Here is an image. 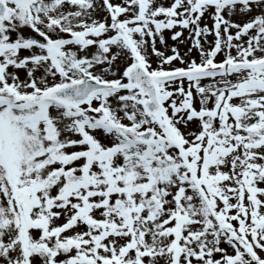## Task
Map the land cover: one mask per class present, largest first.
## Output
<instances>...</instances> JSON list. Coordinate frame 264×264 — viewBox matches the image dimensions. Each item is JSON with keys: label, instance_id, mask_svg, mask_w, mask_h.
<instances>
[{"label": "snow or ice", "instance_id": "snow-or-ice-1", "mask_svg": "<svg viewBox=\"0 0 264 264\" xmlns=\"http://www.w3.org/2000/svg\"><path fill=\"white\" fill-rule=\"evenodd\" d=\"M0 264H264V0H0Z\"/></svg>", "mask_w": 264, "mask_h": 264}, {"label": "rangeland", "instance_id": "rangeland-1", "mask_svg": "<svg viewBox=\"0 0 264 264\" xmlns=\"http://www.w3.org/2000/svg\"><path fill=\"white\" fill-rule=\"evenodd\" d=\"M117 2H118V0H117ZM102 15V14H101ZM207 22V21H206ZM28 31H30L29 29H25V32H28ZM211 38V37H210ZM171 42V41H170ZM181 46H184V45H181ZM195 54V53H194ZM217 59H220V57L218 56L217 57Z\"/></svg>", "mask_w": 264, "mask_h": 264}, {"label": "bare ground", "instance_id": "bare-ground-1", "mask_svg": "<svg viewBox=\"0 0 264 264\" xmlns=\"http://www.w3.org/2000/svg\"><path fill=\"white\" fill-rule=\"evenodd\" d=\"M184 46H181V49L183 50Z\"/></svg>", "mask_w": 264, "mask_h": 264}]
</instances>
